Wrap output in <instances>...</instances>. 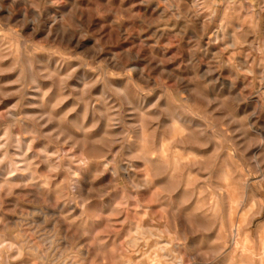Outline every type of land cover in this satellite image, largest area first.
<instances>
[{"label": "clouds", "instance_id": "clouds-1", "mask_svg": "<svg viewBox=\"0 0 264 264\" xmlns=\"http://www.w3.org/2000/svg\"><path fill=\"white\" fill-rule=\"evenodd\" d=\"M0 264H264V0H0Z\"/></svg>", "mask_w": 264, "mask_h": 264}]
</instances>
